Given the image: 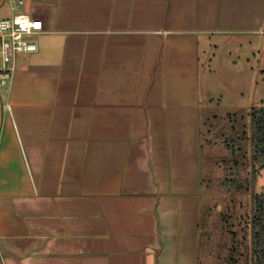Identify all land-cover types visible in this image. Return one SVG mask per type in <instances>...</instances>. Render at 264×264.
Instances as JSON below:
<instances>
[{
    "label": "crops",
    "instance_id": "obj_1",
    "mask_svg": "<svg viewBox=\"0 0 264 264\" xmlns=\"http://www.w3.org/2000/svg\"><path fill=\"white\" fill-rule=\"evenodd\" d=\"M17 10L43 30L2 100L0 264H199L209 124L226 109L211 76L264 55V0Z\"/></svg>",
    "mask_w": 264,
    "mask_h": 264
},
{
    "label": "rangeland",
    "instance_id": "obj_2",
    "mask_svg": "<svg viewBox=\"0 0 264 264\" xmlns=\"http://www.w3.org/2000/svg\"><path fill=\"white\" fill-rule=\"evenodd\" d=\"M10 12L6 0L0 6V18L8 17ZM254 53H249L250 58L219 62L217 71L221 73L211 76V84H216L213 93L220 98V107L226 109L221 108L220 115L209 124L212 144L204 161L209 180L205 185L207 199L203 206L199 264H252L253 261L252 195L264 193V165L257 167L255 184L251 181L249 113L252 107H264V55ZM6 92L7 87L0 82L3 102ZM224 112L226 116L222 115ZM229 178L243 179L248 188L232 189Z\"/></svg>",
    "mask_w": 264,
    "mask_h": 264
},
{
    "label": "built area",
    "instance_id": "obj_3",
    "mask_svg": "<svg viewBox=\"0 0 264 264\" xmlns=\"http://www.w3.org/2000/svg\"><path fill=\"white\" fill-rule=\"evenodd\" d=\"M12 14L0 18V82L9 87L16 71V55L37 50L35 35L43 30V22L16 11L24 0H8Z\"/></svg>",
    "mask_w": 264,
    "mask_h": 264
},
{
    "label": "trees",
    "instance_id": "obj_4",
    "mask_svg": "<svg viewBox=\"0 0 264 264\" xmlns=\"http://www.w3.org/2000/svg\"><path fill=\"white\" fill-rule=\"evenodd\" d=\"M249 115L251 123V181L255 184L257 167L264 165V107H252ZM228 181H230L232 189L241 191L248 188L243 179L229 178ZM252 201V264H264V193L254 192Z\"/></svg>",
    "mask_w": 264,
    "mask_h": 264
},
{
    "label": "water",
    "instance_id": "obj_5",
    "mask_svg": "<svg viewBox=\"0 0 264 264\" xmlns=\"http://www.w3.org/2000/svg\"><path fill=\"white\" fill-rule=\"evenodd\" d=\"M4 0H1L0 5L3 3ZM2 113H3V102L2 98L0 95V127H1V122H2Z\"/></svg>",
    "mask_w": 264,
    "mask_h": 264
}]
</instances>
